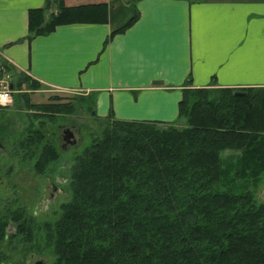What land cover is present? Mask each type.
<instances>
[{
	"label": "trees",
	"instance_id": "16d2710c",
	"mask_svg": "<svg viewBox=\"0 0 264 264\" xmlns=\"http://www.w3.org/2000/svg\"><path fill=\"white\" fill-rule=\"evenodd\" d=\"M57 8L49 18L30 11L29 33H49L66 20L70 8ZM22 85L37 87L17 74ZM107 120L75 157L71 200L55 223L41 225L53 264H264V204L235 181L264 169V88L184 89L181 129L111 113ZM41 150L40 159L52 156L50 147ZM225 151L238 153L232 176L220 164ZM25 224L16 231L33 240Z\"/></svg>",
	"mask_w": 264,
	"mask_h": 264
},
{
	"label": "crops",
	"instance_id": "0c3cea01",
	"mask_svg": "<svg viewBox=\"0 0 264 264\" xmlns=\"http://www.w3.org/2000/svg\"><path fill=\"white\" fill-rule=\"evenodd\" d=\"M58 4L67 19L31 35L29 12ZM0 60L98 116L176 124L186 83L264 88V0H0Z\"/></svg>",
	"mask_w": 264,
	"mask_h": 264
},
{
	"label": "rangeland",
	"instance_id": "374dc122",
	"mask_svg": "<svg viewBox=\"0 0 264 264\" xmlns=\"http://www.w3.org/2000/svg\"><path fill=\"white\" fill-rule=\"evenodd\" d=\"M20 91L11 106L0 110V230L5 233L0 242V264H53V245L41 225L55 223L62 205L71 200L69 185L75 157L101 136L108 115L98 116L91 98L79 92L39 84ZM175 127L181 129L183 125ZM65 128L70 129L74 143L62 148L61 132ZM45 146L51 148L52 156L42 160ZM237 155L233 151L221 154V167L230 169V176L241 166ZM235 181L248 183L256 203L264 204V169L253 179L247 176ZM49 184L58 188L50 200ZM20 223L32 225L33 240L16 231Z\"/></svg>",
	"mask_w": 264,
	"mask_h": 264
},
{
	"label": "built area",
	"instance_id": "2783aa9c",
	"mask_svg": "<svg viewBox=\"0 0 264 264\" xmlns=\"http://www.w3.org/2000/svg\"><path fill=\"white\" fill-rule=\"evenodd\" d=\"M16 73L13 72L11 63L7 60H0V110L12 105L14 96L21 92L16 86ZM12 88H9V85Z\"/></svg>",
	"mask_w": 264,
	"mask_h": 264
},
{
	"label": "water",
	"instance_id": "95a60500",
	"mask_svg": "<svg viewBox=\"0 0 264 264\" xmlns=\"http://www.w3.org/2000/svg\"><path fill=\"white\" fill-rule=\"evenodd\" d=\"M9 88L10 89L12 88L11 84L9 85ZM236 95H242V94L236 93ZM61 139H62V145L63 146L72 145L74 143V139L72 137L71 131L68 128H65L62 130ZM51 188H52V192L50 193L49 200L52 198L54 190H57V188L54 185H51ZM36 264H40V263H36Z\"/></svg>",
	"mask_w": 264,
	"mask_h": 264
},
{
	"label": "flooded vegetation",
	"instance_id": "af4514ba",
	"mask_svg": "<svg viewBox=\"0 0 264 264\" xmlns=\"http://www.w3.org/2000/svg\"><path fill=\"white\" fill-rule=\"evenodd\" d=\"M62 148H65V146H63L62 145ZM51 185H54V184H49V189L51 190V192H52V188H51ZM55 186V185H54ZM56 187V186H55ZM57 188V187H56ZM58 189V188H57ZM57 190H54V192H56ZM50 192V193H51ZM54 192H53V194H54ZM50 193H49V196L48 197H50Z\"/></svg>",
	"mask_w": 264,
	"mask_h": 264
}]
</instances>
